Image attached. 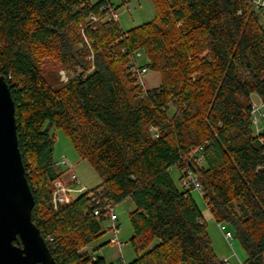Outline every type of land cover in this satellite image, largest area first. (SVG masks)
<instances>
[{
    "label": "trees",
    "instance_id": "obj_1",
    "mask_svg": "<svg viewBox=\"0 0 264 264\" xmlns=\"http://www.w3.org/2000/svg\"><path fill=\"white\" fill-rule=\"evenodd\" d=\"M146 1L153 19L123 32L117 22L87 21L116 11L109 0H0V75L14 102L31 220L55 264H109L81 251L105 233L104 206L129 200V264H226L192 190L170 175L187 166L244 264H264V129L254 133L250 114L253 94L264 102L259 11L247 0ZM135 51L159 74L157 87L143 90L130 74ZM43 56L70 72L66 81L46 78ZM52 129L101 178L56 210L53 183L67 170L55 165ZM194 147L200 163L189 157Z\"/></svg>",
    "mask_w": 264,
    "mask_h": 264
},
{
    "label": "rangeland",
    "instance_id": "obj_2",
    "mask_svg": "<svg viewBox=\"0 0 264 264\" xmlns=\"http://www.w3.org/2000/svg\"><path fill=\"white\" fill-rule=\"evenodd\" d=\"M99 0H90L91 3H95ZM116 9L118 16L117 23L119 28L126 32L134 27L140 26L153 19L155 15V9L153 5L146 0H109ZM260 23L264 28V15L259 12ZM142 57L137 61L140 64L147 62V57L142 51ZM41 66L44 74L49 81L64 82V80L70 76V72L63 70L59 64L51 57L43 56L41 58ZM143 82L147 89L157 87L160 79L159 74L147 71L143 76ZM257 96V95H256ZM257 103V99H253ZM171 112V109H170ZM264 125V121H261L260 127ZM52 134L55 137V143L53 147V159L57 162L62 156L66 157L72 166V171L67 170L63 175V181L66 183L71 182V176H76L77 180L87 190L98 187L101 183V178L94 170L92 165L87 160H83L79 157L78 153L74 149L69 137L66 136L62 129H52ZM60 171H64V168H59ZM170 175L176 186H179V171L177 168L172 167L170 169ZM193 198L195 199L199 209L201 210L205 223L206 231L210 237L212 248L214 253L226 264H241L246 259V253L241 247L240 243L234 237L233 230L221 225L223 230L218 227L203 202L201 195L192 191ZM78 195H73L68 203ZM66 203V204H68ZM133 209V206L129 200L124 201L113 207V213L117 217L116 226L118 227V240L122 244L119 253L117 248L110 244L109 241L113 235L109 231L111 226L107 220L102 224V228L105 233L98 239L91 242L89 245L82 248L81 252L94 254L95 256L104 258L109 264H120L121 259L125 264H129L135 258V252L132 245L129 243V239L132 235L131 225L128 219V213ZM230 232L232 235L231 240H225L223 233Z\"/></svg>",
    "mask_w": 264,
    "mask_h": 264
},
{
    "label": "water",
    "instance_id": "obj_3",
    "mask_svg": "<svg viewBox=\"0 0 264 264\" xmlns=\"http://www.w3.org/2000/svg\"><path fill=\"white\" fill-rule=\"evenodd\" d=\"M14 112L0 75V264H55L31 220L34 199L18 148Z\"/></svg>",
    "mask_w": 264,
    "mask_h": 264
},
{
    "label": "built area",
    "instance_id": "obj_4",
    "mask_svg": "<svg viewBox=\"0 0 264 264\" xmlns=\"http://www.w3.org/2000/svg\"><path fill=\"white\" fill-rule=\"evenodd\" d=\"M254 9L258 10L260 13L264 15V0H247ZM98 20L103 21H113L117 22L118 16L116 14V11L112 8H109L107 11V14L103 15L101 18H97L95 16H90L87 21H91L93 23H96ZM81 34L83 37V40L85 44L90 47L89 42L85 38L83 34V30H81ZM142 57L141 51H135L128 57V64L127 68L129 69L130 74L132 77L136 80L137 85H139L143 90H146L147 88L144 85L143 82V76L147 73V68L142 67V64L138 63V59ZM88 61H92L93 57L90 54V56L87 57ZM67 79V78H66ZM66 79L64 81H66ZM251 123L253 127L254 133L257 135L259 134L263 129L260 127L261 121H264V102H260L259 104H253L251 105ZM201 152L202 147H194L191 149L189 157L196 159L197 162H201ZM56 167L58 168H64L66 170L72 171V166L69 163V161L66 159V157L62 156L57 162ZM182 179L180 181V184L182 187L186 189H190L192 191L197 192L199 195L200 193V187L198 185V182L192 172L188 169L187 166L182 168L180 172ZM87 191L85 187L81 185V183L77 180L76 176H71V182L66 183L64 181L56 180L53 183V190L51 194V205L54 210H56L58 207L68 203V200L72 198L73 195H80ZM113 205L106 204L103 208L104 214L106 217V220L110 222L111 226L109 227V231L112 233L113 237L110 239L109 243L114 245L118 252H120L122 244L118 240V227L116 226L117 217L113 213ZM94 216H99V211H94ZM219 228L223 230V227L221 225H218ZM223 233V232H222ZM225 240H231L232 235L230 232L223 233ZM94 259V258H93ZM224 262V261H223ZM226 263V262H225ZM120 264H125L123 260L121 259ZM244 264V263H241Z\"/></svg>",
    "mask_w": 264,
    "mask_h": 264
},
{
    "label": "crops",
    "instance_id": "obj_5",
    "mask_svg": "<svg viewBox=\"0 0 264 264\" xmlns=\"http://www.w3.org/2000/svg\"><path fill=\"white\" fill-rule=\"evenodd\" d=\"M254 98L257 99V103L254 102V100H253ZM251 101H252L253 104H259V103L261 102V100L259 99V97L256 96L255 94H253V95L251 96ZM262 125H263V124H262ZM262 129H264V125L262 126ZM62 178H64V175H63Z\"/></svg>",
    "mask_w": 264,
    "mask_h": 264
}]
</instances>
